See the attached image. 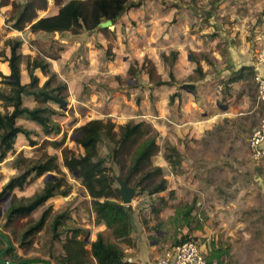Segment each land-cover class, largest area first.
I'll use <instances>...</instances> for the list:
<instances>
[{
    "label": "rangeland",
    "instance_id": "rangeland-1",
    "mask_svg": "<svg viewBox=\"0 0 264 264\" xmlns=\"http://www.w3.org/2000/svg\"><path fill=\"white\" fill-rule=\"evenodd\" d=\"M150 1L152 2V5L150 6L148 3L149 0L141 1L144 6L142 4L140 6L146 10H144V14L141 13V15L138 17H136V15H131L127 19L124 13L132 7L128 8L121 15L122 19L120 17L114 24L109 26L110 32L106 34L97 30L83 31L78 34H73L71 32H65L63 34L40 33L32 32L28 27H26L23 31L18 33V36H16V31L9 29L1 22L0 53L6 54L8 52L9 48L5 44V41L8 38L21 39L23 41L22 53L24 55H31L33 57L37 55V51L39 55H44L42 53L52 56L60 55V53L65 49V44L61 41L62 39H79L80 44L77 46L79 48H77V52L80 51V53L76 57H74L73 53L71 55V59L74 61L73 63H75L74 67L76 71L73 69V65H71L69 68L72 70H69L68 72H70V75L75 73L80 75L76 80L77 82L75 83L78 84V89H80L82 86L83 92H85V94L88 93L90 99L97 96L100 100H103L105 106H108L110 103V108L112 107V110L114 107H117L114 105H119L120 103L118 101L119 97L117 93L120 90L123 91L124 89H128L127 91L129 93L128 98L124 100L129 101L132 98H138L137 104L141 106L143 100L142 93H146L144 84H147L149 81L146 80L148 77L147 73L141 68L146 57L150 58L155 63L157 71L161 75H164L166 80L169 81L170 78L168 71L170 68L168 64L163 61L161 54H169L171 50L176 49L179 51V53L184 51L185 54L182 55V58L179 57L178 54V58L174 63L173 74L175 81L166 84L167 87H165V89L168 88V90L165 91L163 97L164 99H169V102L167 101V108L170 111H174L175 115L178 116L179 119L185 116L182 110L185 97L188 95L191 97V99H195V104H193L196 109L194 117L201 121L202 75L200 76L199 72L197 71V62H199L201 65V60L204 55L207 57L208 61H210V58L211 62L214 61V58L211 56L213 55L212 53L205 54L206 52L201 51V30L203 28H208V26L212 24L211 21H213L222 24V27L228 31V34H230L229 31L233 30V21L227 14H221V12L226 10L225 8L229 3L235 4V2L234 0ZM247 1L249 0H246V2ZM262 2H264V0H262ZM152 6L156 7L155 10H157V13H155L154 10H151ZM237 6L239 5L237 4ZM3 11L5 10H0V15L3 16L6 21L8 12L6 13V17H4L5 12ZM172 11L174 13L173 18L171 17ZM259 11L260 14L255 21V27L258 26L261 20V14L264 12V4ZM123 17L125 20H123ZM166 17L168 20H165ZM88 38L92 40L90 47H92L93 51L91 53H88L87 50L88 46L86 43L88 41L86 40ZM249 38L250 36L246 37V39ZM221 43L222 45L219 44L216 47L220 53H224V49H227V47L223 45L227 42L223 41ZM161 44L164 45L162 48L159 47ZM188 52H190V61L188 59ZM253 52L255 54V49ZM154 53H158L161 56V59H157V62L151 58L155 57ZM91 56L93 58H91ZM4 57V55H0V90L8 88L7 84L5 83V78L3 77V75L7 73ZM92 59H96L94 64L92 63ZM112 61H115V63L111 66H108V64H111L108 62ZM178 62H180V64L179 66H176ZM214 63L210 65L212 69L217 67V62L215 64ZM82 68L84 69L83 73L81 72ZM113 69L115 72H113ZM22 70L24 71V76L28 77L24 61L22 62ZM108 72H112V74H109ZM131 72H135V74L131 75ZM256 72L257 71H253V69L248 70L245 78L241 83L238 84L239 88L241 89L238 90L236 88L233 94L229 93L231 90L229 83L230 80H233L232 78L234 76L230 79H223L224 81L221 80L222 78L218 79L219 82L224 83L222 85L223 88H221L223 103L226 104L230 103L231 101L237 102L239 99H242L240 103H244L243 109L246 111V114L243 115V117L250 123L249 128L245 129L246 132H249L247 135L248 138L252 134L253 129L258 125L262 115V108L257 105L256 98V87L254 83V76ZM237 75L239 74L237 73ZM139 84L141 85V89L138 88ZM189 84L194 86L195 92L187 89L186 86ZM155 87L157 86H152L151 83L150 90H154ZM215 87L217 91V86H214V88ZM116 88L119 90L116 91ZM169 91L173 92L170 93ZM130 93L133 94L132 97L130 96ZM24 96L25 104L27 106L34 105V102H32V98L29 95ZM70 101L71 100L67 101L65 109H59L58 114L53 115L52 117L54 121L60 124L62 129L58 136L54 134L46 136L40 126H36L38 127L36 129L33 128V126L31 127V122L28 120H21V123L24 126L35 132V134L32 135V138L37 141V144L34 146L30 145L28 139L24 138L22 134L20 135L19 139L16 141L14 154L11 155L10 152L6 159L0 163V192L3 190L5 183L12 176L20 173L21 170L16 167L15 163V160L20 153L23 156L31 158L41 156L43 152L56 154L62 169L66 170L63 167L61 149H57L53 147L52 144L47 142L44 143L45 139L59 140L64 136L65 146L73 149L77 155L83 153V148L73 140V137L76 136L75 130L78 124L75 123L77 122L76 110L73 108V106H71ZM150 101L153 103L152 94H150ZM155 101L157 100L154 99V105ZM88 105L91 106L92 104ZM100 107L102 112H107L108 109H105L104 106ZM0 109L5 110L1 101ZM77 109L79 110L80 114L83 115L84 111L81 108ZM85 116H92V114L89 113V115H84L83 118L86 119ZM103 118L106 119V117ZM128 121L135 120L132 119ZM140 121L147 123V125L152 128L153 132L158 134L157 138L160 142V149L164 148L165 143L169 142V139L167 140L166 137H163V134L160 135L159 130L153 126V124L148 119L145 118ZM184 135V137L180 136L181 138L179 141L180 146L183 147V153L181 155L182 157L180 156L179 162L176 163L177 166L172 167L174 169H178V171L180 170V172L192 171L190 175L193 176V179L199 180L201 182V126H199L198 132L193 133L191 131L190 133L187 132ZM220 140L222 141V139ZM247 144L248 139L246 141V146ZM111 147L112 144L107 140H104L99 145V152L101 156L106 157L108 160L107 164L112 167L113 174L119 176V165L113 162L109 157ZM208 147H210L212 153L215 151L222 152V156H219L216 162V164L219 165L218 169L221 167V171H219L217 174L218 179L216 180L215 178L216 185L219 186L222 196L229 195L236 198L240 195L241 189H237L235 192V184L245 186V184L248 183L249 185L251 182L250 179H252V182L256 184V174H262L264 176V162L256 160L252 154V156L250 155L252 161L245 162V158L243 157L242 160L238 159V165L233 162V159L228 158L227 154H229L228 149L230 148L226 139L222 141V144H218L216 140H213V142L208 144ZM157 154L158 153L154 155L153 161H158L156 156ZM202 160L206 159L202 157ZM205 164L206 161L202 162V166H205ZM234 166L236 170L230 169L231 167L234 168ZM184 169L186 171H184ZM164 174L167 175L165 171ZM234 176L235 179L233 181L235 183L231 185V177ZM186 177H188V175ZM44 178L45 175L36 176L34 174L32 181L28 185H26L23 189L16 188L12 192H9L10 195L6 200H3V198L7 193L0 196V217H3L1 220V225L6 223L3 222L6 221L4 218L5 213L13 197L22 199L32 195L36 191H39L45 183ZM67 178L72 184V191L70 194L67 196H57L53 199H50L45 205H41L29 216L34 217L32 218L34 220L35 217L38 219L42 215L43 211L48 209V218L43 230L34 234L31 239L30 237L29 239H23L24 242H22L23 231L26 228L25 222L29 217L16 220L14 223H10L5 226L11 233L12 237H14L13 239L20 243L25 253L29 254V256H22L24 259L46 260L40 264H54L56 263V260L58 262L60 256L59 253H57L58 251L56 247L60 238H52L54 234L52 223L57 215L67 216L62 220V226L58 228V232H60L61 235H64L67 231L70 232V230L73 228H82L85 223L92 219V217H95V214L92 211L91 197L88 196V192H86V189L81 184L80 180L75 179L71 174L68 173V171ZM167 179L169 183L170 178ZM259 183L260 181L257 183L258 185L255 187L254 192H258L260 195L261 185ZM115 185L119 187L118 182H116ZM256 189H258V191H256ZM182 194L184 197H186L189 194V191L183 192ZM170 198L175 199V194ZM153 199V196L147 191H141L137 189L136 195L133 198V203H135L134 200H137L136 206L140 209L142 214L144 209L147 208L149 204L152 206L160 205L161 201H158V203L155 204L156 202ZM187 199L191 200L190 197ZM194 200V202L191 200L190 204H185V201L181 200L176 201L169 207L172 209L173 213L170 209H168L169 212L166 215L167 217H175V220L174 218H169L165 225L162 226V229L166 231L165 234L161 237H157V245L161 253H163L164 250L169 246L167 243L173 242L175 239H179L181 236H184L188 233V235L190 234V239L197 240L205 257L210 255L213 250V245L215 247L217 246L216 243L219 244L218 249H220V258L214 259L213 264H264V210L256 208L255 205H250L247 207L244 204L236 206V214L227 213L225 217L221 218L218 217L216 213H213L216 208L214 204L211 203L212 200H214L213 196L210 198L209 196L204 197L203 200L205 204L201 205L200 189V191L194 195ZM197 201H199L200 204H196ZM188 206H191L193 211L191 213V217H188L189 222H186L189 228H186L185 222L182 220L183 218L176 216V208L182 207L184 208V211H186ZM229 210L230 211L228 212H231V209ZM180 219L182 221H178ZM203 243L207 244L209 248L207 253H205ZM48 251L49 254H47ZM44 256L49 258H43ZM12 258L14 259L15 256L12 255L11 259ZM29 264L35 263L33 262Z\"/></svg>",
    "mask_w": 264,
    "mask_h": 264
},
{
    "label": "trees",
    "instance_id": "trees-1",
    "mask_svg": "<svg viewBox=\"0 0 264 264\" xmlns=\"http://www.w3.org/2000/svg\"><path fill=\"white\" fill-rule=\"evenodd\" d=\"M142 0H54L59 6L56 14L39 16V11L46 10L48 0H0V7L11 5L6 17V23L13 29L23 30L29 26L32 32L44 31L47 33L63 34L71 32L78 34L83 31H100L104 34L110 32L109 27H101L100 23L108 19L113 24L130 7L141 4ZM5 44L9 47V54L4 55L8 62L10 73L3 75L7 89L0 90V101L5 110L0 109V162L9 152L14 150L17 135L23 133L30 145H36L32 138L35 132L21 124L19 117H26L37 122L46 135L59 134L61 126L53 120L58 110L50 103L62 106L69 95L68 84L57 73L50 69L49 62L42 55H24L20 49L23 41L19 38H8ZM50 58H58L59 55H47ZM179 51L171 50L169 54L162 53V59L168 64L170 80L162 79L157 71L155 63L146 57L142 63L152 86H160L175 81L173 67L178 58ZM25 62L29 75V82L22 83L21 63ZM197 71L203 76V70L199 62ZM37 69L47 77L41 84L40 77L35 73ZM134 75L135 72H131ZM236 80V78H232ZM187 89L195 92L194 86L189 84ZM30 95L36 100V105L28 107L24 105L23 96ZM11 108V109H10ZM73 140L83 148V153L75 151L64 145V138L59 140L45 139L44 143L52 144L61 149L63 167L75 179L80 180L88 194L93 199L92 211L97 222H105L111 230L114 240L99 233L96 240L91 243V249H87L85 240L86 231L82 228H73L72 234L66 237L63 243L64 253L60 255L58 264H133L125 259V251L117 241L131 242L130 234L134 227V209L129 204H123L119 194V187L115 185L117 176L113 174L112 167L106 157L100 155L99 145L107 140L112 144L109 157L119 165V176L136 189L154 194L167 190L168 181L161 166L153 163V156L160 150L157 141L158 134L145 122L128 121L125 124H117L111 118L90 119L78 126ZM180 152L170 142L165 143L164 157L171 166H175L180 160ZM16 167L21 170L12 176L3 186L1 195L12 192L15 188L23 189L28 185L33 175L43 176L49 172L55 173V177L48 179L43 187L32 195L18 199L13 197L5 213L7 224L16 220L29 217L36 209L57 196H67L72 191V184L67 178V171L62 169L58 156L43 152L35 158L17 156ZM77 173V175H76ZM174 191H170V197ZM163 204V205H162ZM161 205L166 206L167 201L161 198ZM193 208L191 206L176 208V216L189 222ZM160 209H155L158 214ZM49 210L43 211L38 220L28 218L25 222L23 239H30L41 231L48 218ZM66 215H57L53 221L54 234L52 238L59 239L58 228L62 226ZM82 235V236H81ZM190 239L189 235L181 236L172 242L177 246ZM11 249H9L10 251ZM93 257L95 261H93ZM220 258V249H213L209 256L205 257L206 264H213L214 259ZM19 264H29L38 259H24L15 255Z\"/></svg>",
    "mask_w": 264,
    "mask_h": 264
},
{
    "label": "crops",
    "instance_id": "crops-1",
    "mask_svg": "<svg viewBox=\"0 0 264 264\" xmlns=\"http://www.w3.org/2000/svg\"><path fill=\"white\" fill-rule=\"evenodd\" d=\"M48 1H49L48 8L46 10L39 11L40 17L46 15H53L58 12L59 6L55 4L54 0H48ZM234 2L235 4H230V3L228 4L227 2L228 6L225 8L226 10L221 12V14H227L230 17V19L233 21L232 23L233 30L229 31L230 34H228V31H226L225 28L222 27V24L213 21H211L212 24L209 25L208 28H203L201 30V51L206 52L205 54L212 53L213 55L211 56L214 58V61L211 62V58L209 57L210 61H208L207 57L204 55L201 60V67L205 74V76L203 74L204 77L201 76V121L194 117V113L196 109L193 106V104H195L196 101L195 99H191V97H189L188 95L187 97H185V100L183 101V105H182V110L185 116L179 119L178 116L175 115L174 111L172 110L170 111L167 108L169 99L167 98L164 99L163 97L165 91L168 90V88L165 89L167 85L163 84L157 86L154 88V90L151 91L150 90L151 83L149 82L150 81L149 77H147L146 79L147 81L149 80L148 83L144 84L145 87L144 89H146L145 90L146 93H142L143 100L141 106L137 104L138 98L136 99L132 98L129 101L124 100L128 98V94H129L127 91L128 89H124L123 91L120 90L117 93L119 97L118 101L120 103L119 105H114L117 107H114V109L112 110H111L112 107L110 108V103L108 104V106H105L103 100H100L97 96L94 98L92 97L90 99L88 93L85 94V92H83L82 86L80 87V89H78V84H75L77 82L76 81L77 78H79L80 75L77 73L70 75V72H68L69 70H72L69 68L71 65H73L72 67L75 70L74 67L75 63H73L74 61L71 59V55L72 53L74 54V57L79 55L80 51L77 52V50L79 49L77 46L78 44H80L79 39L76 38L72 40L68 38L62 39L61 41L65 44V49L60 53L58 58H50L48 56L42 55L49 62L50 69L53 72L57 73L62 80L67 82L68 90H69V95L67 96L66 101L62 106H59L54 103H50V104H53L55 107L53 105L51 106H53L57 110L65 109L67 101L71 100L70 101L71 106H73V108L76 110L77 122L75 123L78 124L77 127L86 123L90 119H94V118H102V119H105L103 117H106V119L111 118L117 124H125L128 122V120H132V119H134L137 122L146 118L153 124V126H155L159 130L160 135L163 134V137H166L167 140L169 139L168 141L170 142L171 145L176 146V148L179 150L180 154L182 155L183 147H181L179 144L181 138L180 136L184 137L185 136L184 134H186L187 132L190 133L191 131L193 133L198 132L199 126H201V182L199 180L193 179V176L190 175L192 171L180 172V170L178 171V169H174L165 159L164 148H162L157 152L158 154L156 155L158 161L154 160L153 162L155 165L161 166L167 174V175L164 174L165 177L170 179L167 190L154 193L152 194V196L154 198L153 200H155L156 202L155 204H157L158 201H161V198H164L167 201V205L162 206L160 203L159 206H152L151 204H149V206H147V208H145L143 213L141 214L140 209L137 208L136 206L137 200H134L135 203H133L132 201V203L129 204L134 209V214H133L134 227L130 234L131 242L130 243L124 241H117V242L121 246V248L125 251V259L133 264H152L160 257L162 253L159 251L157 245L158 243L157 237L158 236L161 237L162 235L165 234L166 231L162 229V226L165 225V223L167 222V220H169V218L170 219L174 218L175 220V217H167L166 215L169 212L168 209H170L171 212L173 213L172 209L169 207L176 201H180V200L185 201V204L188 203L190 204L191 200H193L194 202L195 201L194 195L197 192H199L200 189H201V205L205 204L203 200L204 197L209 196L210 198L213 196L214 200H212L211 203H213L214 206L216 207L213 213H216L218 217L221 218L225 217L227 213L236 214L237 212L236 206L244 205V204L247 207L250 205L251 206L255 205L256 208H260L261 210H264V176L262 174L261 175L256 174L257 175V177L255 178L257 179L256 184L252 182V179H250L251 182L249 185L248 183H246L245 186L235 184L234 185L236 188L235 192L237 189H241L240 195L236 198L229 195L222 196L219 186L216 185V180L218 179L217 174L219 173V171H221V167L218 169L219 165L216 164V162H217V158L219 156H222V152L215 151L212 153L210 147H208V144L213 142V140H216L218 144H222V141L226 139L230 148L228 149V153H229L227 154L228 158L233 159V162L236 163L237 165H238V159L242 160L243 157L245 158V162L252 161L250 157V155L252 154L251 149L248 146V144L246 146V141L247 139H249L247 137L249 132L248 131L246 132L245 129L249 128L250 123L243 117V115L246 114V111L243 109L244 103H240L242 99H239V101L237 102L231 101L230 103H226V104L223 103L221 88H223L222 85L224 83L219 82L218 79L219 78H222L221 80L227 78L230 79L231 77L234 76L236 80H230L229 83V86L231 87L229 93L233 94L236 88L238 90L241 89L239 88L238 84L241 83L242 80L245 78L248 70L253 69V71L254 70L257 72L259 71L261 75L264 77V63L258 61V48L260 46V41L258 40V37H259V27L261 20L258 26L255 27V21L257 20L258 15L260 14L259 10H261V7L263 6L264 2H262V0H255V1L249 0L247 2L246 0H242V1L234 0ZM148 3L149 6L152 5V2L150 0ZM237 4L241 7L237 6ZM140 5H138L137 7L132 6V8H130L124 13L127 19L131 15H136V17H138L139 15H141V13L144 14V10L146 9H144ZM145 7L148 8L147 6ZM242 7L245 9H243ZM10 9H11V5L0 7L1 11L5 10L3 11L5 12L4 17H6V13ZM155 9H156L155 6L151 7V10H154L155 13H157V10ZM173 15L174 13L172 11L171 12L172 18ZM263 15L264 12L261 14V19ZM0 17H1L0 24L2 22V24L6 25L9 29L16 31L17 32L15 33L16 36H18V33L20 31L24 30V29L17 30L11 28L9 25L6 24L5 18H3V16L1 15ZM123 20H125L124 17ZM165 20H168V18L166 17ZM27 27L29 28V26ZM39 32L47 33L44 31H39ZM55 33L59 34L58 32ZM251 33L253 34V36ZM247 36H250V38L246 39ZM86 41H88L86 43V45L88 46L87 49L88 53H91L93 51L92 47H90V45L92 44V40L88 38ZM223 41L227 42L226 44L223 45L226 46L227 49H224L225 50L224 53L223 52L220 53L216 46H218L219 44L222 45L221 42ZM163 46H164L163 44L159 45V47L161 48ZM22 47L23 44L21 46V52H23ZM254 49H255V54L253 52ZM6 54H9V49ZM184 54L185 52L181 51V53H179V57L182 58V55ZM37 55H39L38 51H37ZM154 55L155 57H151V58H153L155 62H157V59H161L160 54L154 53ZM188 56H189L188 59L190 61V52H188ZM91 58L93 57L91 56ZM5 62L7 68V73L5 74H9L10 73L9 65L7 61ZM94 62H96V59H92L93 64ZM214 62L215 63L217 62V67L215 69H212L210 65H212ZM108 63H111L108 64V66H111L115 63V61ZM179 64L180 62H178L176 66H179ZM83 71L84 69L82 68L81 72L83 73ZM23 72L24 71L22 70V63H21V73L23 78L22 83H28L30 80L28 79L29 75L28 77H26L24 76ZM113 72H115L114 69ZM35 73L40 77V83L42 84L47 77L41 72L40 69H37ZM108 73L112 74V72H108ZM237 73L239 75H237ZM161 76L162 79L166 80V77L164 75ZM214 86H217V91H216V87L214 88ZM138 88L141 89L140 84L138 85ZM115 90L118 91L119 89L116 88ZM169 92L172 93L173 91H169ZM150 94H152L153 96V103L150 101ZM130 96L132 97L133 94L130 93ZM30 97L32 98V102H34V105L28 107H33L37 103L36 100L33 98V96ZM154 99L157 100L155 101V105H154ZM23 102L24 105L27 106L25 104V96H23ZM91 102H93L94 104ZM88 104H92V105L89 106ZM100 106H104L105 109H108L107 112H102ZM77 108H81L84 111L83 115L80 114ZM58 112L55 115H57ZM89 113H91L92 116H85L86 119L83 118L84 115H89ZM21 120H28L29 122H31V127L33 126V128L36 129L38 128L36 126H40L37 122L30 120L26 117H19L17 120L18 124L23 125L21 123ZM21 134L24 136V138H26L23 133H19L17 135L16 141L19 139ZM59 134H54V135L58 136ZM63 138L64 136L61 139ZM220 139H222V141ZM157 141L158 143H160L158 138ZM15 146H16V142L14 144V150H15ZM14 150L11 152V155L14 154L15 152ZM202 157H204L206 160H202ZM205 161H206L205 166H202V162ZM230 169L236 170L235 166L234 168L231 167ZM184 171L186 170L184 169ZM187 175L188 177H186ZM212 176L214 179L212 178ZM234 179L235 176L231 177V181H230L231 185L235 183L233 181ZM259 181H260L259 184L261 185L260 195L258 194V192H254V189L258 185L257 183ZM170 191H174V194L176 196L175 199L170 198ZM188 191L189 194L186 197H184L182 193ZM256 191H258V189H256ZM88 196L90 195L88 194ZM189 197L191 198V200L187 199ZM196 204H200V202L197 201ZM155 209H160V212L156 214ZM229 209H231V212H228L230 211ZM29 218H34V217H29ZM2 219L3 217H0V264H19V262H17L15 258L11 259V256L19 255L22 257V256H29V254L25 253L20 243L17 242L15 239H13L14 237H12L11 233L7 230V227H5L7 225V222L3 221L6 223H3L1 225ZM38 219H36L35 217V220ZM182 220L185 222L186 228H189L186 223L187 220L185 218H183ZM182 220L180 219L178 221H182ZM82 228L86 231L85 240L88 242L87 249L89 250L91 249V243L94 240H96L99 233H102L105 237L114 240L111 235V230L107 228L105 222L103 221L97 222L95 217H92V219L89 222L85 223ZM71 234L72 232L70 230V232L67 231L65 232L64 235H60V240L57 242L58 244L56 247L59 256L64 253L63 243L65 242L66 237ZM186 235H188V233ZM168 244L169 246H172V242L167 243V245ZM216 245L217 246L215 247L213 245L212 248L218 249L219 244L216 243ZM203 247L205 253H207L209 249L207 244L203 243ZM9 249L11 250L9 251ZM47 254H49V251ZM43 258H49V257L44 256ZM43 261L46 260L42 259L34 263L40 264ZM93 261H95L94 257H93ZM54 264H58L57 260L56 263Z\"/></svg>",
    "mask_w": 264,
    "mask_h": 264
},
{
    "label": "built area",
    "instance_id": "built-area-1",
    "mask_svg": "<svg viewBox=\"0 0 264 264\" xmlns=\"http://www.w3.org/2000/svg\"><path fill=\"white\" fill-rule=\"evenodd\" d=\"M258 61L264 63V15L260 22ZM257 105L262 108L258 125L248 139L251 153L256 160L264 162V77L258 71L254 76ZM152 264H206L205 255L196 239H189L177 246H168Z\"/></svg>",
    "mask_w": 264,
    "mask_h": 264
},
{
    "label": "water",
    "instance_id": "water-1",
    "mask_svg": "<svg viewBox=\"0 0 264 264\" xmlns=\"http://www.w3.org/2000/svg\"><path fill=\"white\" fill-rule=\"evenodd\" d=\"M113 22L112 20L108 19L106 21H103L100 23L101 27H109L110 25H112ZM77 175V173H76ZM55 177V173L53 172H49L45 175L44 181L46 182L48 179H51ZM117 182L119 185V194H120V198L123 204H131L133 201L134 196L136 195V187L133 185H130L127 183L126 180L122 179L120 176H117ZM10 195V193L8 192L3 200H6L8 198V196ZM91 204H93V199L91 198Z\"/></svg>",
    "mask_w": 264,
    "mask_h": 264
}]
</instances>
